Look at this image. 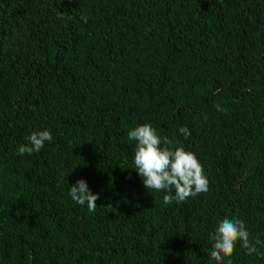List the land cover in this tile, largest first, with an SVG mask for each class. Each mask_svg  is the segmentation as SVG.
I'll use <instances>...</instances> for the list:
<instances>
[{
	"label": "trees",
	"instance_id": "obj_1",
	"mask_svg": "<svg viewBox=\"0 0 264 264\" xmlns=\"http://www.w3.org/2000/svg\"><path fill=\"white\" fill-rule=\"evenodd\" d=\"M144 123L196 154L206 193L145 188ZM233 217L264 239V0H0V264H217L208 234Z\"/></svg>",
	"mask_w": 264,
	"mask_h": 264
},
{
	"label": "clouds",
	"instance_id": "obj_2",
	"mask_svg": "<svg viewBox=\"0 0 264 264\" xmlns=\"http://www.w3.org/2000/svg\"><path fill=\"white\" fill-rule=\"evenodd\" d=\"M82 19L87 23L86 18ZM216 108L223 111L219 105ZM179 132L186 139L191 135L187 127H180ZM127 136L129 140L136 142L133 162L137 174L142 178L146 189L167 193L163 196L165 204H171L173 200L183 203L188 198L209 190V180L196 154L186 151L183 145L168 147L167 137L158 135L157 129L150 123L130 129ZM52 139L48 130L33 131L27 137L29 143L18 147V154L22 156L25 153L39 152ZM69 196L77 205H86L90 212L96 211L99 194H93L84 179L77 180L69 187ZM208 236L212 242L210 259L217 264H222L232 256L238 242L246 255H264L260 252L264 248V239L252 236L245 222L238 217L223 219L215 232Z\"/></svg>",
	"mask_w": 264,
	"mask_h": 264
}]
</instances>
